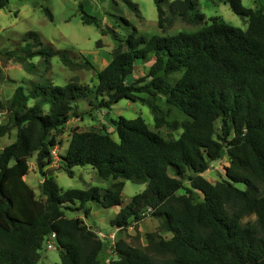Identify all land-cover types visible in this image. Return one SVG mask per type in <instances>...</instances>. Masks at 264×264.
Here are the masks:
<instances>
[{
    "label": "trees",
    "instance_id": "1",
    "mask_svg": "<svg viewBox=\"0 0 264 264\" xmlns=\"http://www.w3.org/2000/svg\"><path fill=\"white\" fill-rule=\"evenodd\" d=\"M9 1L0 0V10ZM153 2L162 28L165 1ZM225 2L246 18L245 30L212 17L191 33L146 38L131 27L121 39L109 31L117 45L111 60L96 73V84L32 81L30 86L18 85L7 104L0 101V110L12 121L0 124V137L15 129L14 141L0 152V264H35L48 238L56 241L59 264H102L103 244L96 233L81 218L65 216V211L82 210L86 218L87 202L105 209L120 207L111 224L122 228L149 210L160 229L171 235L162 239L147 234L146 250L118 240L115 258L106 264H264V6L252 9L241 0ZM169 7L182 19L189 12L199 23L205 18L196 11V0H174ZM45 15L51 18L47 9ZM81 21L101 28V21L85 12ZM21 42L3 55L26 63L28 74L35 70L33 58L49 62L57 56L64 67L93 68L86 59L74 61L66 50L43 44L36 32L27 31ZM148 57L146 74L127 84L136 62ZM173 74L179 77L171 80ZM159 96L167 110L157 104ZM81 99L99 109L122 99L139 102L150 110L155 129L167 126L181 132L165 139L140 116L110 119L117 139L105 131L75 127L60 157L61 169L72 177L73 167L89 165L109 184L102 193L97 187L62 190L44 168L52 163L51 150L76 116ZM170 107L186 118L167 121ZM223 151L229 166L225 178L212 184L201 174ZM33 153L44 200L36 198L22 174L9 173L10 162L19 163ZM124 181L145 188L122 207ZM250 216L254 221L243 224Z\"/></svg>",
    "mask_w": 264,
    "mask_h": 264
},
{
    "label": "rangeland",
    "instance_id": "2",
    "mask_svg": "<svg viewBox=\"0 0 264 264\" xmlns=\"http://www.w3.org/2000/svg\"><path fill=\"white\" fill-rule=\"evenodd\" d=\"M164 1L162 4L163 26L159 28L153 0H10L7 6L0 10V101L7 104L18 85L30 86L32 81L55 85H64L70 81L83 85L96 84V73L111 60L117 45L109 31L114 32L121 39L128 34L131 27H135L146 38L153 35H175L179 32L191 33L208 23L212 17H218L230 26L243 30L247 28L246 18L234 14L226 0H196V11L205 16L200 23L195 20L192 12L187 14L186 19H182L170 10L169 5L174 0ZM241 2L246 8L254 9L264 6V0H241ZM46 9L50 13V19L45 15ZM82 12L98 18L101 21V28L83 24ZM27 31L36 32L43 44L51 45L55 50H66L74 61L88 60L93 68L70 69L64 67L57 56L52 57L49 62H44L41 58H33L31 62L35 65V70L28 74L24 68L26 63H19L3 55L6 51L22 46L21 39ZM150 63L149 57L136 62L133 74L126 79V83H131L146 74ZM178 77L179 74H173L171 80H176ZM141 97L145 95L142 94ZM157 104L164 110L168 108L160 96L157 98ZM75 114L76 116H73L65 125L63 135L57 138V145L51 150L52 163L44 168L47 175L54 177L62 190H85L97 187L102 193L109 184V181L99 179L95 169L89 165L73 167L72 177L61 169L60 157L66 152L71 131L75 127L79 131H105L117 139L110 126V119H116L119 116L133 119L140 116L151 130L158 132L165 139H175L181 132V129L176 130L167 126L155 129L148 107L127 99L120 100L108 109L90 107L86 100L81 99L76 103ZM185 118L184 114L173 107H170L166 116L167 121L176 122H181ZM6 123L11 125L10 115L6 110H0V124ZM218 127L219 122L216 123V128ZM14 137L15 129H11L7 135L0 137V152L14 141ZM228 166L229 158L223 151L221 157L211 162L209 169L201 175L214 184L225 178V168ZM9 169L10 174H22L36 198L44 200L39 187L42 176L37 168L35 153L19 163L10 162ZM184 186L188 187V183L184 182ZM235 186L244 188L241 184ZM144 188V184L124 181L121 206L126 205L132 196L142 192ZM183 192L180 191V193ZM197 196L198 199L201 198V195ZM85 207L90 210L86 218L82 210L65 211V216L81 218L96 233L103 244L99 254L102 264L115 258L114 247L118 240L125 241L131 247L146 250L147 234L154 233L162 239L171 237L160 229L158 220L150 215L149 210L142 213L140 221L130 219L129 224L122 228L111 224L120 207L105 209L94 202H87ZM253 221L254 217L250 216L244 218L242 223ZM42 263L59 264V252L53 238L46 239L39 251V259L35 264Z\"/></svg>",
    "mask_w": 264,
    "mask_h": 264
},
{
    "label": "crops",
    "instance_id": "3",
    "mask_svg": "<svg viewBox=\"0 0 264 264\" xmlns=\"http://www.w3.org/2000/svg\"><path fill=\"white\" fill-rule=\"evenodd\" d=\"M130 200V199H129Z\"/></svg>",
    "mask_w": 264,
    "mask_h": 264
}]
</instances>
